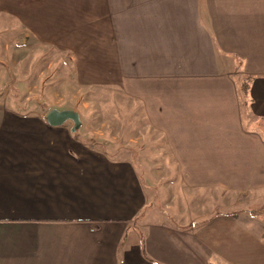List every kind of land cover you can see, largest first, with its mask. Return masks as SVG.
<instances>
[{
  "label": "crops",
  "instance_id": "crops-1",
  "mask_svg": "<svg viewBox=\"0 0 264 264\" xmlns=\"http://www.w3.org/2000/svg\"><path fill=\"white\" fill-rule=\"evenodd\" d=\"M91 1L136 151L0 107V264H264V0Z\"/></svg>",
  "mask_w": 264,
  "mask_h": 264
},
{
  "label": "rangeland",
  "instance_id": "rangeland-1",
  "mask_svg": "<svg viewBox=\"0 0 264 264\" xmlns=\"http://www.w3.org/2000/svg\"><path fill=\"white\" fill-rule=\"evenodd\" d=\"M105 13L104 1L0 0V107L15 108L18 120L45 122L52 108L77 111L81 135L112 153L122 145L135 153L128 141L136 132L128 129L137 122L136 100L126 97L108 49ZM249 78L236 75L241 95ZM261 206L242 212L264 217Z\"/></svg>",
  "mask_w": 264,
  "mask_h": 264
},
{
  "label": "water",
  "instance_id": "water-1",
  "mask_svg": "<svg viewBox=\"0 0 264 264\" xmlns=\"http://www.w3.org/2000/svg\"><path fill=\"white\" fill-rule=\"evenodd\" d=\"M45 120L50 125H60L67 120L73 122L72 130H75L81 123L79 113L71 109H55L52 108L45 114Z\"/></svg>",
  "mask_w": 264,
  "mask_h": 264
},
{
  "label": "trees",
  "instance_id": "trees-1",
  "mask_svg": "<svg viewBox=\"0 0 264 264\" xmlns=\"http://www.w3.org/2000/svg\"><path fill=\"white\" fill-rule=\"evenodd\" d=\"M243 92L246 90V83H245V86L242 88ZM264 208V206H261L260 209Z\"/></svg>",
  "mask_w": 264,
  "mask_h": 264
}]
</instances>
